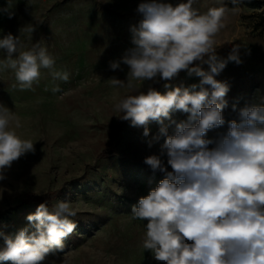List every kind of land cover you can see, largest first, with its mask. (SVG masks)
<instances>
[{"label":"rangeland","instance_id":"rangeland-1","mask_svg":"<svg viewBox=\"0 0 264 264\" xmlns=\"http://www.w3.org/2000/svg\"><path fill=\"white\" fill-rule=\"evenodd\" d=\"M141 2L0 0V38L11 33L20 40L13 58L39 42L55 58L54 69L69 73L67 82L53 80L50 70L42 68L39 83L32 90H21L11 69L0 71V105L19 117L20 127L12 125L17 135L34 144V152L14 161L0 181V231L14 236L28 225L27 216L38 207L24 203L28 195L60 190L49 209L68 201L77 212L71 219L78 227L64 241V252L50 254L44 264H158L143 248L147 221L133 219L131 209L164 178L144 159L160 154L165 137L153 140L161 127L156 122L145 137L142 127L118 117L114 105L134 93L112 86L109 79L127 78L126 65L113 71L109 64L133 46L130 26L142 18L136 11ZM221 3L226 7L225 27L214 46L219 56L227 57L239 45L241 63L229 62L215 77L227 82L230 90L223 110L226 123L209 131V139L225 133L227 122L238 120L241 108L264 100V0H238L235 5L231 0H195L193 7L205 13ZM5 9L14 13L11 19ZM5 59L0 50V61ZM199 80L181 71L168 83L190 86ZM164 83L138 82V87L164 93L168 90ZM57 85L61 91L53 93ZM188 115L172 112L164 120L168 133L174 130L172 121H186ZM162 159L166 163V157Z\"/></svg>","mask_w":264,"mask_h":264},{"label":"clouds","instance_id":"clouds-1","mask_svg":"<svg viewBox=\"0 0 264 264\" xmlns=\"http://www.w3.org/2000/svg\"><path fill=\"white\" fill-rule=\"evenodd\" d=\"M194 3L143 0L136 9L142 18L130 26L133 46L109 64L113 71L121 64L128 67L126 80L109 79L112 86L134 93L114 105L118 117L142 127L145 137L156 122L161 127L153 140L165 137L160 154L144 159L164 178L138 199L131 214L147 221L143 248L158 264H264V100L241 108L225 133L207 138L209 131L226 123L223 110L230 89L215 77L229 62L241 63L240 46L234 45L227 57L219 56L215 37L225 27L226 7L221 3L200 13ZM18 45V36L11 33L0 38V50L6 53L0 71L11 69L21 90L39 83L42 68L50 70L53 80H69L67 71L54 69L55 58L39 42L13 58ZM181 71L199 77V83L173 87L168 82ZM161 80L168 89L164 93L138 87V82ZM51 91L61 89L57 85ZM174 111L189 115L186 121H172L175 127L169 134L164 120ZM13 123L19 128V117L0 105V181L14 161L34 152L33 142L21 139ZM76 215L68 201H58L51 210L41 203L14 236L0 231V262L44 264L50 254L64 252V241L78 227L71 219Z\"/></svg>","mask_w":264,"mask_h":264},{"label":"trees","instance_id":"trees-1","mask_svg":"<svg viewBox=\"0 0 264 264\" xmlns=\"http://www.w3.org/2000/svg\"><path fill=\"white\" fill-rule=\"evenodd\" d=\"M262 6H264V3H262ZM60 194L61 191L56 190V191H46L41 195H28L24 199V203L30 205H36V206H39L41 203H46L48 205L51 203L52 200L60 196Z\"/></svg>","mask_w":264,"mask_h":264}]
</instances>
